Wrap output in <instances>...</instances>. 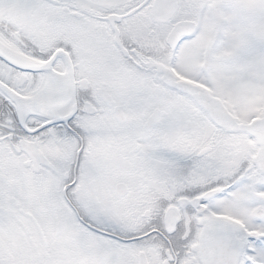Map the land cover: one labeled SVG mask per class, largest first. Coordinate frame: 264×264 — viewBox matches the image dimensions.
<instances>
[{"label":"snow or ice","instance_id":"snow-or-ice-1","mask_svg":"<svg viewBox=\"0 0 264 264\" xmlns=\"http://www.w3.org/2000/svg\"><path fill=\"white\" fill-rule=\"evenodd\" d=\"M0 264H264V0H0Z\"/></svg>","mask_w":264,"mask_h":264}]
</instances>
